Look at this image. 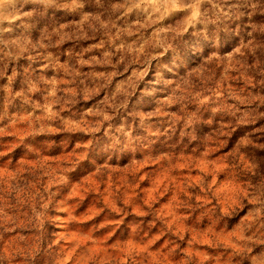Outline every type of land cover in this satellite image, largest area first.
<instances>
[{"label":"rangeland","instance_id":"obj_1","mask_svg":"<svg viewBox=\"0 0 264 264\" xmlns=\"http://www.w3.org/2000/svg\"><path fill=\"white\" fill-rule=\"evenodd\" d=\"M0 264H264V0H0Z\"/></svg>","mask_w":264,"mask_h":264},{"label":"clouds","instance_id":"obj_2","mask_svg":"<svg viewBox=\"0 0 264 264\" xmlns=\"http://www.w3.org/2000/svg\"><path fill=\"white\" fill-rule=\"evenodd\" d=\"M246 27L244 15L238 13L237 18L228 22L194 25L193 30L185 34L183 43L185 46H191L193 51L197 47L222 46L243 32Z\"/></svg>","mask_w":264,"mask_h":264}]
</instances>
